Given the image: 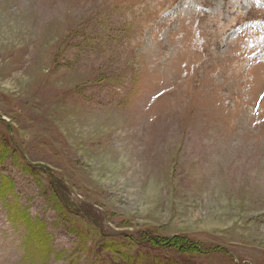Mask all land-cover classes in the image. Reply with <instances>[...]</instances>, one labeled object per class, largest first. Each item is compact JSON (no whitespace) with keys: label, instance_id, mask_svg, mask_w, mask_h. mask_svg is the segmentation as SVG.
Here are the masks:
<instances>
[{"label":"rangeland","instance_id":"rangeland-1","mask_svg":"<svg viewBox=\"0 0 264 264\" xmlns=\"http://www.w3.org/2000/svg\"><path fill=\"white\" fill-rule=\"evenodd\" d=\"M0 264H264V0H0Z\"/></svg>","mask_w":264,"mask_h":264},{"label":"trees","instance_id":"trees-1","mask_svg":"<svg viewBox=\"0 0 264 264\" xmlns=\"http://www.w3.org/2000/svg\"><path fill=\"white\" fill-rule=\"evenodd\" d=\"M50 183H51V185L55 188V191H56V193H57V196H61V195H63V191L61 190V187L60 186H58V185H56V183L53 181V180H51L50 179ZM63 186V189L66 191V186L65 185H62ZM58 199H60V198H58ZM59 202L61 203V205L66 209V210H68L69 212H71V213H73V212H75V213H78V214H82L83 216H86L88 219H90V217L89 216H87V214L85 213V209L83 208V209H80V208H78V209H75V208H69L68 206H67V203H66V200H64L63 198H62V200L60 199L59 200ZM45 225H39V224H34L32 227H31V231L33 232V233H35L37 230H39L40 231V233L43 235V234H45L44 232H45ZM152 237H150L149 238V244H151V245H156L157 243H158V239L155 237V236H153V235H151ZM175 239V238H174ZM176 240V239H175ZM169 241V240H168ZM171 241V240H170ZM174 241V240H173ZM177 241V240H176ZM135 243H138V245H139V240L138 241H136V240H134V241H132V242H128V244H129V246H132V245H134ZM174 243H175V241H174ZM188 240H182L181 241V244H175V245H173L174 247H177L181 252H183L184 253V251H190L191 250V248H189L188 247ZM109 245H112L111 243L109 244ZM197 249H195V250H193V251H190V252H188V253H193V252H195ZM128 255H130V256H132V254H128ZM136 255H137V253H136ZM129 260L131 261V262H135V261H138V260H136V258H129Z\"/></svg>","mask_w":264,"mask_h":264}]
</instances>
